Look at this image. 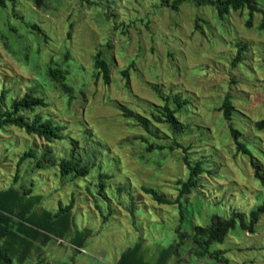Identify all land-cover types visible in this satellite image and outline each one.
<instances>
[{"label":"rangeland","instance_id":"rangeland-1","mask_svg":"<svg viewBox=\"0 0 264 264\" xmlns=\"http://www.w3.org/2000/svg\"><path fill=\"white\" fill-rule=\"evenodd\" d=\"M41 1L0 6V89L7 90L6 103L28 88L42 97L46 105L33 112L64 125V136L48 143L55 159L70 154L74 139V153L89 172L73 178L55 166L34 167L32 157L20 160L29 148L38 155L45 143L16 126L0 127V189L17 191L1 204L4 214L16 228L26 201L37 227L43 212H51L43 226L49 240L38 246L44 234L37 231V246L21 264H120L127 254L131 264H223L198 255L191 234L213 215L228 218L233 211L247 225L251 209L264 204V186L247 155L236 150L220 110L229 94L239 141L264 172V131L254 127L264 118V0L248 26L246 8L218 18L213 8L189 0L175 10L160 0ZM95 50L107 63L109 82L94 68ZM51 62L66 70L71 98L48 79ZM175 94L186 100L175 113L184 124L177 135L151 120L159 132L152 137L119 109L150 118L164 97L173 107ZM172 139L181 147L170 149ZM148 141L164 147L148 151ZM184 153L202 161L196 185L176 203H158L142 187L174 200L177 182L188 176ZM70 201V217L54 216ZM236 222L207 251L221 250L230 264H264V213L253 231Z\"/></svg>","mask_w":264,"mask_h":264},{"label":"trees","instance_id":"trees-1","mask_svg":"<svg viewBox=\"0 0 264 264\" xmlns=\"http://www.w3.org/2000/svg\"><path fill=\"white\" fill-rule=\"evenodd\" d=\"M37 5H41V0H35ZM187 0H160L162 5L170 7L171 9H177L179 4ZM196 6H208L215 10L216 17L224 18L225 15L229 13L230 10H239L246 8L248 10V20L246 25L251 24V15L255 11H260L258 7L259 0H189ZM5 5V0H0V6ZM38 6V7H39ZM264 25V19L262 20ZM30 29L35 30L38 33H42L41 29L36 24H27ZM43 34V33H42ZM239 58V54L236 55V59ZM93 64L94 68L97 70V73L102 75V78L105 82H109V71L105 59L102 57L100 50H95L93 54ZM122 75L127 77V69L121 71ZM66 70H63L57 66H53L52 62L46 68V75L48 79L54 83L56 87H60L62 92L71 98L72 96V86L64 82ZM6 92L4 88L0 89V127L5 125H13L18 128H21L25 133L38 136L45 144L42 146L40 153L38 155L36 152L29 148L27 151H24L20 156V160H23L27 157H32L35 159L34 167H44L46 165L55 166L58 169L59 174L72 175L73 178L79 176H85L89 172L88 165L80 159L81 156H78L74 153V149L77 146V142L74 139L70 140L71 143V152L69 155L61 156L55 159V156L52 152L51 147L48 143L54 139H58L64 136L62 131L64 130V125L55 123L50 118H45L38 113H34V109L38 106L46 105L42 97L34 94L32 88L25 90L19 97L12 98L9 102L6 103ZM168 97H164V103L162 106H156L155 110L150 113V118L143 116L134 112L131 108L127 106H120L122 115L126 118L134 120L138 125H140L144 131L150 134L152 137H158V130L152 124V121L155 122H165L168 125V128L171 131L172 135H177L183 131L184 124L181 123L175 116L176 111L185 103V99H182L180 95H173V107H170L168 103ZM220 110L222 113V118L226 121L228 125V131L230 137L233 139L235 148L237 151L247 155L250 161V165L254 169V176L261 181L264 186V172H262L256 163L254 156H252L251 151L245 146V144L239 141V132L232 125V110L233 105L229 94H226L222 99L220 104ZM256 130L264 131V118L257 120L254 123ZM164 146L162 144H157L156 142L148 141L146 149L148 151L153 149H161ZM171 149L173 147H181L174 139L171 140V144L168 145ZM183 152H186V148L182 147ZM182 162L185 164L188 171V176L185 181H178V194L174 200H170L164 195L158 193L153 188L142 187V190L146 193L151 194L152 198L158 203L171 204L176 203L182 195H185L189 192L191 188L196 185V176L203 171L202 161L193 160L191 161L188 157V153H184L181 156ZM100 180L98 183L99 191L103 189L104 181L102 180L103 174L99 175ZM17 191L13 188L0 189V264H21L27 258L29 251L32 247H36L37 231L43 232L41 235L38 246H43L49 240L48 234L46 233V226L48 223V218L51 212L48 210L42 214L41 226H36L31 220L30 217L32 214L30 210L32 203L26 201L23 204L22 210H20L19 222L16 228H13L10 222V216L4 214L2 203L5 202V199H8V195L16 194ZM24 195H29V189H22L21 191ZM33 200H37L33 196ZM34 203V202H33ZM72 208V201L66 205H59L58 210L55 211L54 216L64 215L70 217V211ZM30 212V213H29ZM28 213V214H27ZM264 213V204H259L255 208L251 209L248 213V224L245 225L243 216L240 212L233 211L231 216L228 218H222L217 215H213L210 220V224L207 226H194L193 233L191 236L197 242L199 249L193 250L198 255L208 254L215 257L218 261L223 264H230L226 258L222 256L221 250H215L213 252L207 251L209 245L213 242H222L226 236L229 229L233 228L236 225V219H239V225L242 228H247L250 231H253L252 226L257 220L259 214ZM24 214H27V221ZM17 217V216H16ZM37 228H36V227ZM45 226V227H43ZM179 232V231H178ZM182 233V232H181ZM185 233V232H183ZM22 234V236H21ZM180 236L182 234L179 233ZM13 242V243H12ZM20 243V249L12 247L14 243ZM178 245V243L176 244ZM134 247L132 251H134ZM19 250V251H18ZM129 252V253H131ZM172 253V252H171ZM127 255H123L120 259V264H131L130 258ZM15 260V261H14ZM35 264H42L40 261H37ZM244 264V263H242Z\"/></svg>","mask_w":264,"mask_h":264}]
</instances>
